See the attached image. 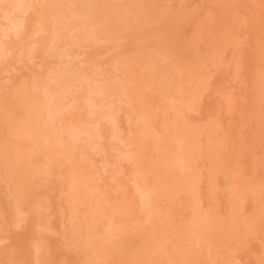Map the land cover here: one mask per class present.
<instances>
[{"label":"bare ground","instance_id":"bare-ground-1","mask_svg":"<svg viewBox=\"0 0 264 264\" xmlns=\"http://www.w3.org/2000/svg\"><path fill=\"white\" fill-rule=\"evenodd\" d=\"M0 264H264V0H0Z\"/></svg>","mask_w":264,"mask_h":264}]
</instances>
